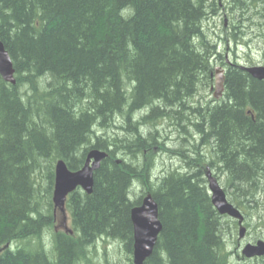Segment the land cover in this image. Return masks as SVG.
Here are the masks:
<instances>
[{"label":"trees","instance_id":"obj_1","mask_svg":"<svg viewBox=\"0 0 264 264\" xmlns=\"http://www.w3.org/2000/svg\"><path fill=\"white\" fill-rule=\"evenodd\" d=\"M232 3L231 39L213 41L204 23L219 16L216 0H0L15 72L14 85L0 78V264H95L108 240L132 264L130 210L146 194L162 230L144 264H237L223 238L237 223L213 209L205 173L223 174L228 200L264 221V81L218 43L264 39V0ZM213 61L224 100H196L210 93ZM91 149L107 154L92 193L66 199L74 235L54 231V165L77 171ZM158 149L180 168L154 179Z\"/></svg>","mask_w":264,"mask_h":264},{"label":"rangeland","instance_id":"obj_2","mask_svg":"<svg viewBox=\"0 0 264 264\" xmlns=\"http://www.w3.org/2000/svg\"><path fill=\"white\" fill-rule=\"evenodd\" d=\"M242 1L243 0H235V4L239 7L240 5L243 4ZM217 3H219V4H217ZM216 4L220 10L219 16H210V17L208 16V20H206V22L204 23V27L207 29L206 31H207L210 39L213 41L224 40L225 36L230 38V36H231L230 34L232 32L227 35V33L229 32L228 31L229 25H226L224 28V23L226 22L227 24H231L232 18L233 17H239V15H240L239 14L240 12L238 10H237V12H239V13L230 14L231 11H234V6L232 5L233 4L232 0H216ZM223 6H225V7L227 6V9L223 8ZM231 8L233 10H231ZM255 11H256V9L252 7V10L250 11L249 14H252ZM254 18H256L255 15H254ZM254 20H257V18ZM239 30L242 31L243 29L240 28ZM241 35H242V33H239L236 35V37L239 38ZM250 37H252V33H251ZM262 41H264V39H262V38L255 37V38H253V40H250L249 38H247V39H244V42H247L246 44H242V42L240 44V42H239L236 45L233 43H230L227 46L224 44V42L221 41L220 43H218V44H220L218 46V48L220 49V51L224 52L225 54L227 53L228 62H231V63L234 62L232 57H231L232 53L230 50H232V51H234L236 57L241 60V61H239L240 64H245L246 60H251V63H260V61L264 62V42H262ZM213 62L214 63H213L212 68L214 70V73H213V79H214V77L216 75V71L218 70L217 68H220L223 70H225V68L222 67L218 61H213ZM209 90H210V93L199 91V93L196 95L195 99L196 100L200 99L202 96L207 101L212 100L211 94L213 92V86ZM161 123H162L161 126H164V124H166V126H167L166 122L163 121ZM168 128H169V126L166 127L167 130H168ZM166 145L169 148H173L172 146L175 144L170 142V141H165L163 147L167 148ZM159 149H160V147H159ZM159 149L157 150V152L155 153V156L153 158V160H154L153 163H155V172L153 174H151V178H154V179L158 178L160 176H163V174L165 172L180 168V163L177 160V158L172 159V157H170L168 154H164L163 152L159 151ZM221 175L219 176L218 181H219V184L221 185V187L223 188L222 182L226 183V178L223 174H221ZM214 177H215V175H214ZM139 192H140L139 188L135 187L133 195H136V196L131 197V198L134 199L137 196H139L140 195ZM262 201H263V199H262ZM52 213H53V211H52ZM260 213L262 215H264V211L260 212ZM250 214H251V218L249 220V223L251 224L252 228L249 230L250 235L248 237H246V238L243 237L242 241L238 240L237 245H235V241L237 239V234H235L234 236H230V235L224 233V237H223L225 240L224 245L227 246V251L229 252V259H230L231 263L250 264L249 262H244V261L238 260L237 254L240 257V251H239L238 245H243L247 241L251 242V241H254L253 239H255V238H258V237L261 238L264 236V221H263V219L261 218L262 220H258L256 218V214H252L251 212H250ZM55 216L57 217V219L54 222L53 230H64L65 228H63L61 226L62 216L59 215L58 213L55 214ZM66 216H67L66 228H71L69 215L66 214ZM42 236H43L41 239L42 243H44V245H47L46 247L49 248L50 247L49 246V244H50V233L45 232ZM95 248H96L95 254L97 255L95 260H93L95 264H129L126 253L124 252L121 244L117 241L108 240L105 242H98L96 244ZM91 253L93 254V252H91ZM92 254L90 256H93Z\"/></svg>","mask_w":264,"mask_h":264},{"label":"water","instance_id":"obj_3","mask_svg":"<svg viewBox=\"0 0 264 264\" xmlns=\"http://www.w3.org/2000/svg\"><path fill=\"white\" fill-rule=\"evenodd\" d=\"M13 72L12 62L0 41V77L6 82L13 83ZM251 74L257 79L264 78V69H253ZM104 155V153L98 151L89 152L84 166L76 172L68 171L62 162L57 163L52 195L55 207L62 211L65 196L76 187H80L87 194L91 193L93 172L99 167ZM211 192L213 193L212 204L219 213H226L233 218L241 219L238 212L226 203L221 190H211ZM130 220L135 238V263L142 264L151 255L156 236L161 229V224L157 218V205L150 196L146 197L140 206L132 209ZM242 234L243 229H240L239 236L242 237ZM242 254L248 258L264 255V242L260 241L256 245H246L242 250Z\"/></svg>","mask_w":264,"mask_h":264},{"label":"bare ground","instance_id":"obj_4","mask_svg":"<svg viewBox=\"0 0 264 264\" xmlns=\"http://www.w3.org/2000/svg\"><path fill=\"white\" fill-rule=\"evenodd\" d=\"M214 16V15H213ZM210 17V16H209ZM3 45V44H2ZM3 48H4V46H3ZM5 50V49H4ZM6 51V50H5ZM7 53V52H6ZM8 54V53H7ZM9 56V55H8ZM10 58V57H9ZM228 58V57H227ZM11 60V59H10ZM12 62V61H11ZM228 62V61H227ZM229 63V62H228ZM13 65V64H12ZM242 67V66H241ZM240 67V68H241ZM218 70L216 71V75L218 74V73H225V70H223V69H220V68H217ZM14 73L15 72H13V80H14V82L13 83H10V82H6V81H4L1 77V79L5 82V83H8V84H10V85H14L15 84V77H14ZM215 75V76H216ZM89 152V151H88ZM88 152H87V154H88ZM102 152H104V153H106L105 151H102ZM86 154V155H87ZM107 154V153H106ZM105 156V155H104ZM58 162H62V163H64L62 160H59V161H57L56 163H55V165H54V170H55V167H56V165H57V163ZM84 164H85V162H84ZM84 164H83V166H84ZM206 168V167H205ZM214 175L215 174H213V172L210 170V168L206 171V173H205V179H206V188H207V190H221L222 189V187H221V185L219 184V181H218V176H216L215 175V177L217 178H215L214 177ZM53 190H54V185H53ZM52 195H53V191H52ZM148 196H150L151 197V195L150 194H146V195H144L143 196V198L141 199V202L144 200V199H146V197H148ZM131 200V199H130ZM133 209V208H132ZM132 209L130 210V212L132 211ZM132 230H133V227H132ZM242 239H243V237H241L239 240H241L242 241ZM246 244V243H245ZM245 244H243V245H245ZM133 245H135V238H134V232H133ZM149 257V256H148ZM254 258H257V257H255V256H252L249 260H251V259H254ZM263 258V257H262ZM131 259H132V264H136L135 263V257H134V255L132 254V256H131Z\"/></svg>","mask_w":264,"mask_h":264},{"label":"flooded vegetation","instance_id":"obj_5","mask_svg":"<svg viewBox=\"0 0 264 264\" xmlns=\"http://www.w3.org/2000/svg\"><path fill=\"white\" fill-rule=\"evenodd\" d=\"M226 9H227V6H226ZM226 25H231V24H227V23L225 22V23H224V28H225Z\"/></svg>","mask_w":264,"mask_h":264}]
</instances>
